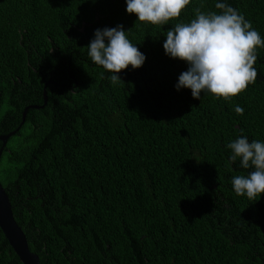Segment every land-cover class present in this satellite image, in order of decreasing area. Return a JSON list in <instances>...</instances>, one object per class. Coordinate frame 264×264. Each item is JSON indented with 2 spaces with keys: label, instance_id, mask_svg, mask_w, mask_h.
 <instances>
[{
  "label": "trees",
  "instance_id": "obj_1",
  "mask_svg": "<svg viewBox=\"0 0 264 264\" xmlns=\"http://www.w3.org/2000/svg\"><path fill=\"white\" fill-rule=\"evenodd\" d=\"M225 3L264 39V0H193L179 20L138 22L126 0H0V182L40 264H264V196L227 145L264 142V48L254 84L225 101L177 90L166 32ZM123 25L146 60L113 84L88 55ZM239 106L243 114L235 109ZM0 264H23L0 229Z\"/></svg>",
  "mask_w": 264,
  "mask_h": 264
},
{
  "label": "clouds",
  "instance_id": "obj_2",
  "mask_svg": "<svg viewBox=\"0 0 264 264\" xmlns=\"http://www.w3.org/2000/svg\"><path fill=\"white\" fill-rule=\"evenodd\" d=\"M193 0H126L128 14H135L138 22L151 25H167L179 20ZM219 12H195L189 23L178 22L166 32L163 44L172 59L184 61L187 71L179 76L177 90H191L194 99L211 93L217 98L231 101L254 84L258 72V49L264 48V39L252 28L249 21L237 10L225 3H216ZM129 32V31H128ZM123 25L116 28L97 29L90 42L88 55L93 63L114 73L113 84L123 82L118 75L131 66L139 69L146 57L128 39ZM235 111L243 114L239 106ZM230 160L240 161L243 169L251 171L232 178L236 195L257 201L264 196V142L238 137L227 145Z\"/></svg>",
  "mask_w": 264,
  "mask_h": 264
},
{
  "label": "water",
  "instance_id": "obj_3",
  "mask_svg": "<svg viewBox=\"0 0 264 264\" xmlns=\"http://www.w3.org/2000/svg\"><path fill=\"white\" fill-rule=\"evenodd\" d=\"M44 101L45 104L42 106H29L27 107L22 115V122L20 126L13 132H10L7 135H0V141L5 145L7 144L8 140L15 136L23 127L27 113L29 110H40L45 107L47 104L48 98H47V92L44 91ZM2 156V150H0V159ZM0 229L3 232L5 238L9 242L11 248L14 250L16 255L19 257L21 262L23 264H40L39 257L32 253L27 238L21 229V227L18 225L14 218L12 205L9 199V196L7 195L3 185L0 182Z\"/></svg>",
  "mask_w": 264,
  "mask_h": 264
}]
</instances>
